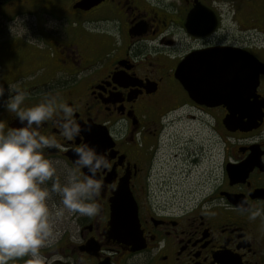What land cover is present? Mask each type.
Returning a JSON list of instances; mask_svg holds the SVG:
<instances>
[{"label": "flooded vegetation", "instance_id": "obj_1", "mask_svg": "<svg viewBox=\"0 0 264 264\" xmlns=\"http://www.w3.org/2000/svg\"><path fill=\"white\" fill-rule=\"evenodd\" d=\"M61 1L38 5L62 22L51 42L7 38L15 58L0 83L28 89V106L47 94L74 109L80 136L65 138L62 121L38 129L59 144L45 150L57 175L65 163L67 177H83L74 149L87 142L111 166L100 173L97 215L50 244L47 264H264V214L251 220L248 210H264V74L250 99L255 118L197 102L177 77L180 66L190 80L189 70L229 74L245 64L235 54L264 64V0H99L89 9ZM212 49L224 55H203ZM237 119L257 127L228 129ZM0 121L5 131L20 126L2 100ZM126 176L138 209L136 248L109 235L110 200Z\"/></svg>", "mask_w": 264, "mask_h": 264}, {"label": "clouds", "instance_id": "obj_2", "mask_svg": "<svg viewBox=\"0 0 264 264\" xmlns=\"http://www.w3.org/2000/svg\"><path fill=\"white\" fill-rule=\"evenodd\" d=\"M30 95L18 82L7 84V89L0 83L4 110L20 122V126L5 131L0 121V264H16L24 257H29L25 264H41L40 250L54 230L49 203L53 194L59 197L57 217L65 211L86 217L97 215V198L103 189L100 173L111 166L108 157L95 145L76 147V163L87 171L82 178L71 175L62 183L57 168L45 153L59 144L38 129L48 121H62L61 134L72 139L85 128L67 104H58L55 97L44 94L39 103L28 106L25 101ZM239 210L246 209L241 205ZM248 210L251 220L264 214L261 209Z\"/></svg>", "mask_w": 264, "mask_h": 264}, {"label": "water", "instance_id": "obj_3", "mask_svg": "<svg viewBox=\"0 0 264 264\" xmlns=\"http://www.w3.org/2000/svg\"><path fill=\"white\" fill-rule=\"evenodd\" d=\"M99 3V0H83L80 7L89 9ZM206 52H211L207 54ZM216 52V53H215ZM204 56L218 57L224 55V49H212L205 51ZM217 54V55H216ZM236 61L243 60L244 65L238 63L236 69H231L229 74L219 72H192V80L186 75L182 74V66L179 67L177 77L188 91L190 97L199 103H206L209 105L224 104L234 114H244L240 109H248L247 114H253L254 118L259 115L255 110L258 105L251 104L250 99L255 98L256 90L259 85V76L264 74V64H261L254 56L250 54H235L232 56ZM204 73H210L206 75ZM199 74V75H198ZM226 84V87L219 88L218 84ZM244 100V102L241 101ZM246 101V102H245ZM228 129H241L242 131H249L256 128L254 119L248 122L240 121L225 122ZM94 141V140H93ZM90 143V142H89ZM88 144V142H87ZM86 145V144H85ZM71 156V155H70ZM248 164L239 168L238 173L247 171ZM111 219L109 222V235L118 242H123L132 245L134 248L138 247L139 238H141L140 225L138 220V209L136 201L130 190V177H124L117 189L115 190L112 199L110 200Z\"/></svg>", "mask_w": 264, "mask_h": 264}, {"label": "rangeland", "instance_id": "obj_4", "mask_svg": "<svg viewBox=\"0 0 264 264\" xmlns=\"http://www.w3.org/2000/svg\"><path fill=\"white\" fill-rule=\"evenodd\" d=\"M41 1L43 0H4L0 4V46L2 47L0 50V64L2 65L0 72H4L6 66L9 64L7 59L10 57L15 58V56L5 52L3 47L8 44V37L9 40L13 37L30 44H36L37 40H41L42 35H46V40L51 42L48 37L53 35V31L56 28L61 27L62 22L59 20L58 16L55 14H48L39 8L40 6L38 5H40ZM47 1L53 4L56 2V0ZM61 2L63 4L65 1L62 0ZM10 26L13 27L12 31L10 30ZM12 65L15 67V64ZM64 164L65 163H63V167L58 170V177L62 183L68 178L64 173L67 172ZM50 182L51 181H49V185ZM49 203L53 213L52 223L54 230L46 245L40 250L41 264L51 263L54 259L53 257L48 258V256H46L50 244H53L58 238L64 236L65 233H67V237L69 232L71 234L72 232L74 234L77 233L80 227V221L87 226L90 225V222L85 219V216L72 214L67 211H65L63 216L57 217L55 215L59 207V197L57 195L53 194Z\"/></svg>", "mask_w": 264, "mask_h": 264}, {"label": "trees", "instance_id": "obj_5", "mask_svg": "<svg viewBox=\"0 0 264 264\" xmlns=\"http://www.w3.org/2000/svg\"><path fill=\"white\" fill-rule=\"evenodd\" d=\"M4 0H0V2H3Z\"/></svg>", "mask_w": 264, "mask_h": 264}]
</instances>
